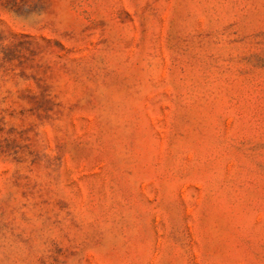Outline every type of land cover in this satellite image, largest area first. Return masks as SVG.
Wrapping results in <instances>:
<instances>
[{
	"label": "rangeland",
	"instance_id": "1",
	"mask_svg": "<svg viewBox=\"0 0 264 264\" xmlns=\"http://www.w3.org/2000/svg\"><path fill=\"white\" fill-rule=\"evenodd\" d=\"M0 264H264V0H0Z\"/></svg>",
	"mask_w": 264,
	"mask_h": 264
}]
</instances>
